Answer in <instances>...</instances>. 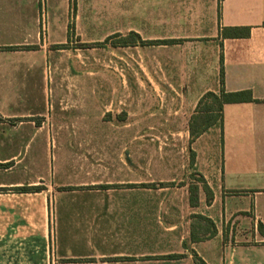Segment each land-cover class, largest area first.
<instances>
[{"label": "crops", "instance_id": "crops-1", "mask_svg": "<svg viewBox=\"0 0 264 264\" xmlns=\"http://www.w3.org/2000/svg\"><path fill=\"white\" fill-rule=\"evenodd\" d=\"M71 1L0 0V130H11V154L0 155L11 169L0 181V264H195V255L264 264V0ZM234 27L249 34L221 36ZM101 52L119 57L118 84L105 68L104 88L152 90L149 115L168 122L157 131L185 138L190 156L136 162L130 176L127 161L61 160L53 171L36 149L27 159L25 138L93 130L95 66L77 57ZM221 87L254 101L224 104L190 142L199 99ZM131 109L125 120L142 119Z\"/></svg>", "mask_w": 264, "mask_h": 264}, {"label": "rangeland", "instance_id": "rangeland-1", "mask_svg": "<svg viewBox=\"0 0 264 264\" xmlns=\"http://www.w3.org/2000/svg\"><path fill=\"white\" fill-rule=\"evenodd\" d=\"M116 40L118 38L112 39L113 42ZM110 56L111 58L105 59L103 52H101L94 56L77 57V62L81 66L85 67L87 64L95 66L96 102L97 107L101 108L102 111L97 114L95 121L86 122V125L88 124L86 127L93 128V130L82 132V135L73 137H33L30 141L25 138V143L31 146L27 159L30 158V155H34V149H36L38 150L36 156L41 165L43 167L48 166L53 171L61 160L65 162L127 161L130 176L136 171L134 168L136 162L146 165L151 162H167L175 159L183 161L185 155L190 156L185 138L174 137L168 134L166 130L163 131V134L157 131V127L164 126L166 128L168 122L152 121L149 115L153 107L152 90L104 88L103 69L111 68L112 80H117L113 84L117 85L119 80L118 54ZM77 75L76 77L81 78L84 74L79 73ZM104 102L111 105L108 111H104L107 108ZM136 105L141 110L143 109L142 119L136 120L134 119L135 115H128V120H125L127 114L124 111L125 106H128L130 110L131 107L134 109ZM0 139L2 140L0 155L9 156L11 154V130L8 128L4 131L0 130ZM4 150L6 152H3ZM144 172L145 178L155 176L150 168H145ZM194 176L199 178L197 175ZM10 180L11 169L3 171L0 167V181Z\"/></svg>", "mask_w": 264, "mask_h": 264}, {"label": "trees", "instance_id": "trees-1", "mask_svg": "<svg viewBox=\"0 0 264 264\" xmlns=\"http://www.w3.org/2000/svg\"><path fill=\"white\" fill-rule=\"evenodd\" d=\"M74 1H71V4ZM249 34V28H224L221 31V36L223 37H245ZM118 35H113L107 38V40H112L114 37H117ZM118 38V37H117ZM119 40V39H118ZM117 40V42H118ZM220 82L221 85L223 83V70L221 67L220 70ZM248 101H254V98L251 95V92L249 90H242V91H236V92H227L224 90V88L221 87L219 93L214 92H206L198 101L196 106V112L193 114L189 121V132H190V139L189 141H193L196 137H198L201 133H203L207 128H209L211 125L219 122L221 120V111L222 106L226 103H237V102H248ZM5 165V164H0ZM6 188H0V190H5ZM19 190L28 191V190H39V186H24L18 188ZM202 189L205 192L207 196V201L210 198V190L207 188L205 184L202 185ZM197 186L190 185L189 191H190V203L192 205H195L197 203ZM199 219H202L205 221V223L208 226H212V222L204 217V216H198ZM214 233V229L211 230L210 234ZM203 238V237H202ZM199 237H195L194 235L191 236L192 241L199 240ZM195 264H206L204 260H202L200 257L195 255L194 259Z\"/></svg>", "mask_w": 264, "mask_h": 264}]
</instances>
